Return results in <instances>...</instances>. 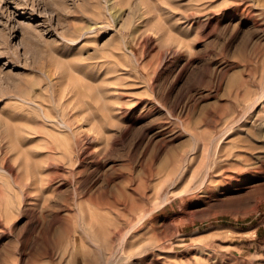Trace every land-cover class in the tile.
Listing matches in <instances>:
<instances>
[{"label":"rangeland","instance_id":"374dc122","mask_svg":"<svg viewBox=\"0 0 264 264\" xmlns=\"http://www.w3.org/2000/svg\"><path fill=\"white\" fill-rule=\"evenodd\" d=\"M142 1L0 0V264H264V0Z\"/></svg>","mask_w":264,"mask_h":264},{"label":"bare ground","instance_id":"6f19581e","mask_svg":"<svg viewBox=\"0 0 264 264\" xmlns=\"http://www.w3.org/2000/svg\"><path fill=\"white\" fill-rule=\"evenodd\" d=\"M143 1H144V0H143ZM143 1H142V3H143ZM143 5H145L144 7L147 6L146 3L143 4ZM147 7H148V9H147ZM147 7H146V9H145L146 12H147V10L150 11L149 8H150L151 6H147ZM156 7H158V6H156ZM156 7H155V8H156ZM151 8H152V7H151ZM151 8H150V9H151ZM155 8H152V11H154ZM145 11H144V12H145ZM152 11H150V12H152ZM140 12H142V11L140 10ZM144 12H143V13H144ZM150 12H147V14H145V13H144V14L147 16V15H149ZM143 16H144V15H143ZM149 17H150V16H149ZM147 18H148V17H147ZM147 18H146V20H147ZM144 19H145V18H144ZM151 19H152V18H150L149 20H151ZM149 20H148V21H149ZM91 26H92V25H91ZM91 26H88V27L83 28L82 32H85V33H86L87 30H88ZM256 140H258V141L263 140V141H264V130H262V132H261L258 136H256ZM182 171H183V170H182ZM209 173H210V172H209ZM178 176H179V175H178ZM110 250H111V249H110ZM109 252H110V251H109ZM110 253H111V252H110ZM110 253H109V254H110ZM111 255H112V254H111ZM111 255H110V257H108V259H111ZM107 264H108V263H107Z\"/></svg>","mask_w":264,"mask_h":264}]
</instances>
